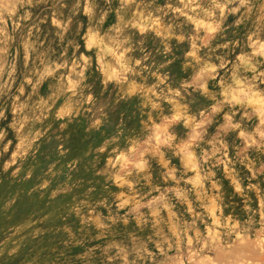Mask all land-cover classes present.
<instances>
[{"label": "rangeland", "instance_id": "374dc122", "mask_svg": "<svg viewBox=\"0 0 264 264\" xmlns=\"http://www.w3.org/2000/svg\"><path fill=\"white\" fill-rule=\"evenodd\" d=\"M0 264H264V0H0Z\"/></svg>", "mask_w": 264, "mask_h": 264}]
</instances>
